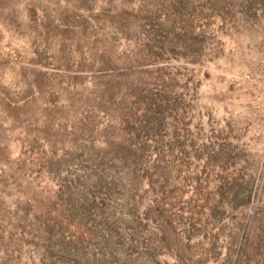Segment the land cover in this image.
<instances>
[{"label": "rangeland", "instance_id": "obj_1", "mask_svg": "<svg viewBox=\"0 0 264 264\" xmlns=\"http://www.w3.org/2000/svg\"><path fill=\"white\" fill-rule=\"evenodd\" d=\"M0 264H264V0H0Z\"/></svg>", "mask_w": 264, "mask_h": 264}]
</instances>
